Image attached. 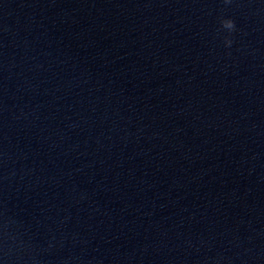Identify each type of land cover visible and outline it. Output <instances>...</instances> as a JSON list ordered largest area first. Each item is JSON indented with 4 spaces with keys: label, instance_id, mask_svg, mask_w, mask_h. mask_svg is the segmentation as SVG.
Here are the masks:
<instances>
[{
    "label": "water",
    "instance_id": "95a60500",
    "mask_svg": "<svg viewBox=\"0 0 264 264\" xmlns=\"http://www.w3.org/2000/svg\"><path fill=\"white\" fill-rule=\"evenodd\" d=\"M0 264H264V0H0Z\"/></svg>",
    "mask_w": 264,
    "mask_h": 264
},
{
    "label": "clouds",
    "instance_id": "9594fccd",
    "mask_svg": "<svg viewBox=\"0 0 264 264\" xmlns=\"http://www.w3.org/2000/svg\"><path fill=\"white\" fill-rule=\"evenodd\" d=\"M224 25V21L222 22ZM227 29H232L234 28V22L231 19H227V25H226ZM228 43H231V41H228Z\"/></svg>",
    "mask_w": 264,
    "mask_h": 264
}]
</instances>
